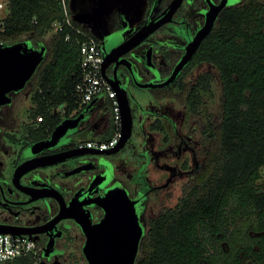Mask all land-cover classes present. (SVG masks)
<instances>
[{"label":"flooded vegetation","instance_id":"flooded-vegetation-1","mask_svg":"<svg viewBox=\"0 0 264 264\" xmlns=\"http://www.w3.org/2000/svg\"><path fill=\"white\" fill-rule=\"evenodd\" d=\"M145 1L144 16L134 25L121 6L122 11L116 7V15L109 20L107 28L97 24L98 36L88 29L97 38L103 61L106 55V76L125 90L131 110L130 135L117 150L94 153L90 150L98 147L85 145L86 141L107 139L106 132L114 126L111 100L104 95L90 100L92 103L77 127L65 135L54 131L56 125L65 117L76 116L90 101L67 112L63 102L49 105L38 100L42 90L37 88L36 80L30 79L23 87L10 89L0 96L4 100L0 103V228L14 236L28 237L36 246L26 262L13 259L4 264H26L35 259L39 264H88L84 250L87 231L91 227L94 237L100 240L105 237L106 232L98 228V223L107 215L105 207L112 204L115 209L110 216L116 219L115 223H124L119 220L123 217L120 209L132 207L136 223L130 235L127 230L125 233L131 241L137 234V225L141 226L134 264L140 256V243L147 229L144 220L152 189L166 187L174 180L176 183L180 175L184 181L179 191L183 194L187 182L204 165L209 143V137L208 141L205 139L207 120L201 121L205 116L202 109L205 99L203 91L190 92L195 80L189 75L192 68L202 66L193 61V56L206 35L176 76L168 83L163 82L203 24L206 11L222 0H180L169 20L121 51L125 40L144 23L162 17L173 2ZM224 1L214 23L224 8L243 3V0ZM185 83L188 86L183 90L181 84ZM42 106V117L37 120L34 115ZM106 109L110 113L108 118ZM118 141L99 150L111 149ZM145 143H151V147L166 157L172 156L174 162L173 175L159 177L146 186L141 177L151 149L149 152ZM84 150L87 151L77 153ZM125 150L129 167L118 159ZM173 192L161 197V206L147 217V223L161 208L174 206L182 194H178L173 204H168L167 199Z\"/></svg>","mask_w":264,"mask_h":264},{"label":"trees","instance_id":"trees-1","mask_svg":"<svg viewBox=\"0 0 264 264\" xmlns=\"http://www.w3.org/2000/svg\"><path fill=\"white\" fill-rule=\"evenodd\" d=\"M62 15L60 0H10L0 41L26 34L40 40ZM45 51L30 78L42 90L37 99L63 102L69 112L77 107L78 44L52 32ZM193 61L213 66L221 86L218 109L207 121L204 165L174 206L149 219L134 264H264V0L224 8ZM210 78L207 70L197 73L190 92L207 91Z\"/></svg>","mask_w":264,"mask_h":264},{"label":"water","instance_id":"water-1","mask_svg":"<svg viewBox=\"0 0 264 264\" xmlns=\"http://www.w3.org/2000/svg\"><path fill=\"white\" fill-rule=\"evenodd\" d=\"M179 1L180 0H173V2L169 5V9L162 17L144 23L137 31H135L127 40L124 41V43L121 45V51L129 49L161 23L169 20L170 14L178 5ZM115 4L117 10L122 11L121 0H115ZM224 4L225 1L222 0L219 4L211 5L209 7V9L206 11L203 24L194 33L192 39L185 47V52L173 67L170 76L163 83H168L169 81H171L179 72L181 67L190 60L201 39L212 29L214 20ZM44 52L45 45L42 44L39 47H35L34 45L29 43L27 38L11 43H0V96H3L5 92L10 89H18L23 87L25 82L29 80L32 74L35 72L38 64L43 60ZM106 63L107 62L105 55L104 61L101 66V72L105 79L112 86V88H114L116 91V99L120 114V138L118 143L113 148L108 150H90V152L94 153L111 152L117 150L127 140L131 131V110L127 101L126 92L115 83L114 79L106 76L104 72ZM3 101L4 100H1L0 97V103ZM91 103L92 101H90L76 116L65 117L64 119H62L56 125L54 131H59L60 133L65 135L71 129L76 128L78 122L84 117L83 113ZM86 151L87 150L77 153H84ZM122 194L124 200L126 201V195L124 193ZM123 204L125 205V202ZM111 206L105 207L107 215L101 220L100 223H98V228L106 232L105 237L102 240L94 237L95 235H93L91 227L88 229L89 231H87L88 238L84 245V250L88 256V264L133 263L136 249V240L141 232V226L139 227V225H137V234L135 235L136 238L133 237L131 241V239L127 238V234L125 233L129 231L128 234L130 235V232L132 231V229H134L133 224L136 223L134 215L132 213V207L131 209L128 208L127 210H125L124 207L120 209V213L123 217L119 220H122L124 223H115L114 220L116 219L110 216L115 208L114 205L112 206V208ZM130 214L132 215V217ZM119 229H121L120 232ZM7 231L8 230L0 228V232Z\"/></svg>","mask_w":264,"mask_h":264},{"label":"rangeland","instance_id":"rangeland-1","mask_svg":"<svg viewBox=\"0 0 264 264\" xmlns=\"http://www.w3.org/2000/svg\"><path fill=\"white\" fill-rule=\"evenodd\" d=\"M246 1L249 0H243V3ZM67 6L70 12V16L73 19L77 20L82 25H84L95 36H98L96 31L97 24L99 26H102L103 28H107L109 20H111L113 16L116 15L115 0H68ZM121 6L126 11L130 24L134 25L144 16V12L146 10V1L121 0ZM51 35H52L51 31L47 32V34L42 36L40 40H37V37L35 35L26 34L23 39L28 38L31 40L32 45H34L35 47H39L42 44L46 46ZM204 70L210 72L211 78H210L209 88L207 89V91L202 92L204 95L203 98L205 99L202 108L203 112H205V116L201 119V121L203 120L208 121L211 115L215 113L218 109L221 86H220V81L217 77L216 70L214 69L213 66L208 64L198 66L197 68H192L189 76L192 79L197 75V73ZM188 74L189 72L186 75L187 77H189ZM108 111L109 109L105 110V116L107 118L110 115ZM134 135L135 133L132 132L131 137H133ZM205 139L208 141V134L207 136L205 135ZM144 145H147L146 147L149 149V152L151 149L152 153L150 152L151 155L149 157L148 165L144 168V173L141 177L143 184H145L146 186L148 183H151L152 181L158 179L159 177L173 175L174 162L172 160V156L166 157L161 152L159 153L158 150L150 146L151 143L148 144L145 143ZM184 157H187V154L184 155ZM118 159L120 160L121 163H123V165L127 167L131 165L129 159L127 158L126 150L120 152V154L118 155ZM178 159L179 158L176 157V160ZM161 165H164L163 172L161 170ZM177 176H178L177 178L178 180H176V183H174L175 182L174 180V182L173 181L170 182V184L167 185L166 187L152 189L153 190L151 195L152 200H149L150 205L147 206L145 212L146 214H145L144 224L146 228L148 227L147 217L157 212L159 206H161L160 203L163 200L161 199V197L165 196L164 195L165 193L174 191L173 195L167 199L168 204H173L176 200V197H178V194L180 195L182 194L180 193L179 190H181L180 184L184 181V179L180 175ZM173 179H175V176L173 177ZM261 179L264 180V167L261 168ZM26 264H39V263L38 260L35 259L34 261Z\"/></svg>","mask_w":264,"mask_h":264},{"label":"built area","instance_id":"built-area-1","mask_svg":"<svg viewBox=\"0 0 264 264\" xmlns=\"http://www.w3.org/2000/svg\"><path fill=\"white\" fill-rule=\"evenodd\" d=\"M10 0H0V31L4 29V17ZM63 15L60 19L51 22L50 31L63 34L65 40L75 41L78 44L80 74L74 84L77 107L99 95H105L111 100V117L114 122L112 134L102 141H86L85 145L96 146L99 149L108 147L117 142L120 137L119 107L116 91L105 79L101 72L103 55L97 38L72 21L65 0H60ZM0 43H3L0 41ZM42 114L36 116L40 120ZM36 251L35 243L25 236H14L8 232H0V264L19 257H28Z\"/></svg>","mask_w":264,"mask_h":264},{"label":"crops","instance_id":"crops-1","mask_svg":"<svg viewBox=\"0 0 264 264\" xmlns=\"http://www.w3.org/2000/svg\"><path fill=\"white\" fill-rule=\"evenodd\" d=\"M101 96H103V94L102 95H99V97H101ZM103 97L107 98L105 95Z\"/></svg>","mask_w":264,"mask_h":264}]
</instances>
